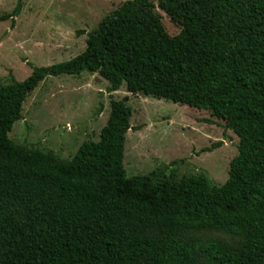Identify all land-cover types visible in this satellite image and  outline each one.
I'll return each mask as SVG.
<instances>
[{
  "label": "trees",
  "instance_id": "1",
  "mask_svg": "<svg viewBox=\"0 0 264 264\" xmlns=\"http://www.w3.org/2000/svg\"><path fill=\"white\" fill-rule=\"evenodd\" d=\"M159 8L179 35L167 34L151 0H130L74 59L0 85V264H264V0H161ZM84 71L109 93L125 85L224 121L239 138L226 183L203 173L128 177L125 101H111L100 140L72 159L11 140L41 82ZM206 232L232 242L201 239Z\"/></svg>",
  "mask_w": 264,
  "mask_h": 264
},
{
  "label": "rangeland",
  "instance_id": "2",
  "mask_svg": "<svg viewBox=\"0 0 264 264\" xmlns=\"http://www.w3.org/2000/svg\"><path fill=\"white\" fill-rule=\"evenodd\" d=\"M130 0H0V85L25 81L33 67L70 61L86 49L88 34ZM169 36L182 27L151 0ZM20 5L14 19H5ZM84 32V33H83ZM98 74L48 77L29 95L23 118L9 137L18 145L72 159L87 140L98 142L107 125L111 101H125L133 111L125 145L128 177L160 172L162 179L205 174L213 185L229 178L239 138L210 112L166 100L133 95L124 85L109 93ZM217 144H220V146ZM210 149V151H209ZM201 239L231 238L206 232Z\"/></svg>",
  "mask_w": 264,
  "mask_h": 264
}]
</instances>
